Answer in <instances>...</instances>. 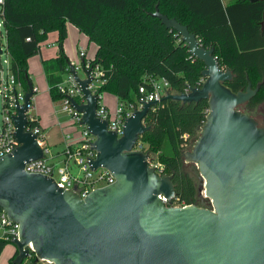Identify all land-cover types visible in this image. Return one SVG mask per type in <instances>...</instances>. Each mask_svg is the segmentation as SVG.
Wrapping results in <instances>:
<instances>
[{
  "label": "water",
  "instance_id": "water-1",
  "mask_svg": "<svg viewBox=\"0 0 264 264\" xmlns=\"http://www.w3.org/2000/svg\"><path fill=\"white\" fill-rule=\"evenodd\" d=\"M151 15L175 31L190 56L205 66L199 87L187 85L161 101H207L205 122L182 159L197 167L211 208L171 206L172 175L157 174L149 154L134 150L150 129L144 122L148 112L158 103L143 102L133 110L117 138L96 115L97 97L88 88L91 70L81 61L85 78H80L69 63L84 98L71 105L95 137L96 156L89 165L109 171L115 181L81 199L59 188L52 177L25 171V163L44 157L37 136L25 131V111L34 96L26 77L24 105L17 104L13 117L19 145L0 158V209L18 224L13 264L22 263L29 244L36 260L51 264H264V127L240 110L262 83L252 89L247 79L245 90L234 92L225 85L233 74L220 67L214 48L202 47L186 26L157 7ZM260 26L263 32L264 11Z\"/></svg>",
  "mask_w": 264,
  "mask_h": 264
},
{
  "label": "trees",
  "instance_id": "trees-1",
  "mask_svg": "<svg viewBox=\"0 0 264 264\" xmlns=\"http://www.w3.org/2000/svg\"><path fill=\"white\" fill-rule=\"evenodd\" d=\"M156 7L186 26L202 47L214 48L220 67L233 74L227 87L238 92L245 90L247 79L253 89L262 83L245 107L264 103V31L260 26L264 1L235 0L224 5L222 0H3L9 70L27 90V59L38 54L39 45L56 32L57 56L41 64L52 101L61 100L58 86L69 65L62 45L65 25L70 23L96 46L89 62L104 72L106 83L99 93L110 92L119 103H136L139 87L150 91L151 79L166 80L167 91L173 94L184 92L187 85L199 87L204 64L190 56L175 31L152 17ZM207 110L206 100L190 104L163 100L144 120L150 129L138 143L150 159L157 155L164 173L172 175L179 205L206 208L197 204L200 187L186 172L182 154L196 140ZM166 139L172 156L160 154ZM5 244L0 239V255Z\"/></svg>",
  "mask_w": 264,
  "mask_h": 264
},
{
  "label": "built area",
  "instance_id": "built-area-1",
  "mask_svg": "<svg viewBox=\"0 0 264 264\" xmlns=\"http://www.w3.org/2000/svg\"><path fill=\"white\" fill-rule=\"evenodd\" d=\"M0 18V28L2 27L0 37L3 41V43L0 41V115L2 116L0 123V158H2L11 154L19 145L15 138L16 129L13 117L17 115V104L20 106L24 105L27 90L23 89L21 82L9 70V57L3 30V0H0ZM26 41H29V39ZM78 55L83 59L85 68L91 70L90 76L92 81L88 88L97 97L96 115L98 118L107 121L108 130L115 132L117 138L122 136L123 122L126 117L131 115L133 110L141 108L143 102H157L159 104L161 98L166 94L168 82L164 79H151L149 80L150 91L144 85L139 87L138 91L140 96L136 100V103L123 104L118 102L113 112L108 111L107 107L101 103V93L98 91L100 86L106 83L104 72L97 65L90 66V60L85 61L86 53L83 49L79 50ZM2 56H5V59L1 60ZM75 70L78 72L80 66L75 67ZM67 72L64 81L59 84L58 90L63 95L61 99L62 111L68 116L72 126L82 128L77 135L79 137L76 139L71 134H66L64 137V148L60 154L62 157L59 162L60 165H49L47 163V156L53 161L56 159V155H51L50 149L44 146V136L39 126V120L33 112L32 97L25 111L27 120L25 131L37 136L38 145L41 147L44 157L41 160H30L25 163L24 169L31 174L52 177L59 188L74 191L79 198L83 199L96 189L114 183L115 179L109 171L103 168L91 170L89 162L94 160L96 156L95 151L92 149V143L95 141V137L90 134L86 126L81 125V113L71 105L72 100H75L78 104L84 103V98L79 86L69 73V68H67ZM33 91L35 94L36 89L34 87ZM154 108L152 107L151 109L154 110ZM134 150L144 151L139 143L135 145ZM72 164L77 168V173H73L71 170ZM149 165L155 169L157 174L166 175L164 173V167L158 162H151L150 157ZM160 198L167 205V201L162 197ZM171 206L183 207L186 205H179L174 198ZM17 238L18 224L9 220L0 209V239L12 244ZM27 249L28 254L21 264H51L47 260H36L31 244L27 246Z\"/></svg>",
  "mask_w": 264,
  "mask_h": 264
},
{
  "label": "rangeland",
  "instance_id": "rangeland-1",
  "mask_svg": "<svg viewBox=\"0 0 264 264\" xmlns=\"http://www.w3.org/2000/svg\"><path fill=\"white\" fill-rule=\"evenodd\" d=\"M222 1L224 5H228L234 2L235 0H222ZM0 23H1V18H0ZM65 29H66V38L63 41L62 48H63V52L65 53L68 61H70L73 64L81 63L77 56V46L78 45H81L87 48L89 57L94 56L95 45L89 42L88 38L85 35L79 33V31L70 23H66ZM1 31H2V27L0 28V32ZM49 40H50V34L47 40L41 44L39 53L27 59V68H28V64H30L33 67V69L37 71V74L35 73L31 77V79H33L32 80L33 85L34 87H36V93H37V94L35 93L33 96V103H35V107L40 105V108H44L43 111H49V113H51V117L53 116L52 120L54 122L51 121V125L54 124L56 128L52 127V131H51L50 129L48 130L49 127L45 128L44 126H42V124H40V127L42 129V135L45 138L44 146L50 149L51 155H55L56 153L62 151V148L58 145L61 132L63 131L64 135L71 134L73 137L77 139L79 137L77 135L82 130V128L79 126H76V127L72 126V123L69 120L68 116L62 111V101L61 100L55 101V104H54L55 110H54L52 106L50 107L52 100H51V97L49 96V93H48V96H46L44 93L43 86H42L44 78H43V73L41 72L42 67H41L39 55H40V52L45 55V52H46L45 46H46V43L49 42ZM0 41L1 43H3L1 37H0ZM3 59H5V56L1 57V60ZM6 67H7V63H6ZM78 73L80 76H83L82 72L79 71ZM38 98H39L40 104L38 103ZM101 103L104 106L108 107L110 110H113L115 107V103H116V97L110 92H101ZM240 110L250 115L251 117H253L262 127H264V103H262L261 105L253 109L243 106L240 108ZM1 120H2V116L0 115V123H1ZM55 144H57V146H54ZM190 149L191 147L188 148V150ZM160 151H161L160 154L162 155L172 156V150H171L170 144L167 139L165 140ZM47 158H48L47 163L49 165H55V166L60 165L59 163H57V161L50 160L49 156H47ZM156 158H158L157 155H152L150 161L153 163L158 162ZM186 165H187L186 172L189 174L191 178L195 180V182L200 187L199 195L197 197V204L200 206L206 207L205 209H210L211 202L204 196V192H203V182L204 181L200 177L197 167L191 163L186 164ZM71 170L73 171V173H77L78 171L77 168L73 164H72ZM201 188H202V191H200ZM15 250L16 249L13 244L6 243L2 251V254L0 255V264H9V259L13 256Z\"/></svg>",
  "mask_w": 264,
  "mask_h": 264
},
{
  "label": "crops",
  "instance_id": "crops-1",
  "mask_svg": "<svg viewBox=\"0 0 264 264\" xmlns=\"http://www.w3.org/2000/svg\"><path fill=\"white\" fill-rule=\"evenodd\" d=\"M79 33H80V32H79ZM48 36H49V35H48ZM57 36H58V34H57L56 32L50 34V40H49L48 43H46V46H45V49H46V50H45V51H46V52H45V55L42 54V53L40 52V55H39V56H40V63H41L42 60H50V59H53V58H55V57L57 56V53H58V47H57V44H56ZM43 43H44V42H43ZM41 44H42V43H41ZM41 44H40L39 46H41ZM80 49H83V50L85 51V53H86L85 61H86V60H92V59L94 58L95 54H94V56L89 57V56H88V50H87V48H85L84 46L78 45V46H77V56H78L80 62L83 60V59H81V58L79 57V55H78ZM95 53H96V46H95ZM69 63L72 64L74 67H78V66L81 67V63H80V64H73V63H71L70 61H69ZM41 67H42V64H41ZM79 71L81 72V69L78 70V72H79ZM41 72L43 73V78H44V81H43V84H42V86H43V90H44L45 95L48 96V93H49V91H48V85H47L46 80H45V76H44L43 68H42ZM35 73L37 74V71H35V69H33V67H32L30 64H28V76H29V79H30V81L32 82V84H33V81H32L33 79H31V77H32L33 74H35ZM78 75H79V73H78ZM82 75H83V76H80V75H79V77H80V78H85V75H84L83 72H82ZM33 87H34V85H33ZM34 88L36 89V87H34ZM46 91H47V92H46ZM35 93H36V92H35ZM165 93H168V91L166 90ZM36 94H37V93H36ZM49 96H50V95H49ZM51 100H52V99H51ZM32 102H33V100H32ZM38 103H39V98H38ZM39 104H40V103H39ZM54 104H55V102L52 101L50 107L52 106V108L55 110V108H54ZM117 104H118V101H117V99H116V103H115V107H114V109H113V110H110V109L107 107V110L113 112V111L115 110ZM33 107H34V111H33V112H34V114H35V115L38 117V119H39V126H40V124H42V126H44L45 128L49 127L48 130L50 129L51 131H52V127H53V128H56V126H55L54 124L51 125V121H52V122H54V121L52 120V117H53V116L51 117V113H49V111H43L44 108H40V105L37 106V107H35V103H33ZM36 108H37V110H36ZM55 113H57V112H55ZM40 128H41V127H40ZM41 130H42V129H41ZM64 137H65V135H64V133H63V131H62L61 134H60V139H59V143H58V145L62 148V150H63V148H64ZM44 140H45V138H44ZM54 146H57V144H55ZM60 154H61V152H58V153L55 154V155H56V159H55V161H57V163H59V162L61 161V159H62V157L60 156ZM58 158H60V159H58Z\"/></svg>",
  "mask_w": 264,
  "mask_h": 264
},
{
  "label": "flooded vegetation",
  "instance_id": "flooded-vegetation-1",
  "mask_svg": "<svg viewBox=\"0 0 264 264\" xmlns=\"http://www.w3.org/2000/svg\"><path fill=\"white\" fill-rule=\"evenodd\" d=\"M256 86H257V85H256ZM255 88H256V87H255ZM255 88H254V89H255ZM252 89H253V88H252ZM259 125H260V124H259ZM260 126H261V125H260Z\"/></svg>",
  "mask_w": 264,
  "mask_h": 264
}]
</instances>
